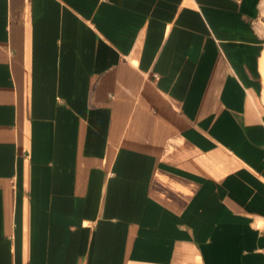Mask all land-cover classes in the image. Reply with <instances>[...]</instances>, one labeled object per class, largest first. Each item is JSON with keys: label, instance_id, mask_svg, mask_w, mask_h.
<instances>
[{"label": "crops", "instance_id": "1", "mask_svg": "<svg viewBox=\"0 0 264 264\" xmlns=\"http://www.w3.org/2000/svg\"><path fill=\"white\" fill-rule=\"evenodd\" d=\"M0 264H264V0H0Z\"/></svg>", "mask_w": 264, "mask_h": 264}]
</instances>
